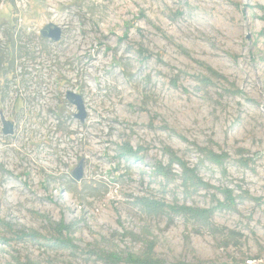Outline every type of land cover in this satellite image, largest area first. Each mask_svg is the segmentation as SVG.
<instances>
[{"label": "rangeland", "instance_id": "374dc122", "mask_svg": "<svg viewBox=\"0 0 264 264\" xmlns=\"http://www.w3.org/2000/svg\"><path fill=\"white\" fill-rule=\"evenodd\" d=\"M263 9L0 0V264H264Z\"/></svg>", "mask_w": 264, "mask_h": 264}, {"label": "water", "instance_id": "95a60500", "mask_svg": "<svg viewBox=\"0 0 264 264\" xmlns=\"http://www.w3.org/2000/svg\"><path fill=\"white\" fill-rule=\"evenodd\" d=\"M40 36L43 38L51 39L53 42H57L61 36V29L49 23L41 29ZM66 100L68 101V103L72 104L76 108L77 114L75 115V117L78 118L80 122H82L86 117V112L81 96L72 92H68L66 94ZM2 123H3V133L5 135L11 134L12 124L4 121L3 119H2ZM82 164H83V160L79 161V163L70 173L72 178L76 182H79L82 179V175H83Z\"/></svg>", "mask_w": 264, "mask_h": 264}, {"label": "trees", "instance_id": "16d2710c", "mask_svg": "<svg viewBox=\"0 0 264 264\" xmlns=\"http://www.w3.org/2000/svg\"><path fill=\"white\" fill-rule=\"evenodd\" d=\"M264 10V9H263ZM218 156L215 157L216 161H219V158H217ZM181 167L182 172H186V177L183 179V185L184 186H196V184L199 182V180H197L194 175L190 174V171L184 167V165L182 164H178ZM156 169V168H155ZM164 173V172H163ZM182 180V178H181ZM229 192H225L223 194L224 196V202L221 203L220 209H230L232 208L234 205V201H235V197L230 194H228ZM53 243H55V245H60L62 244V242L60 240H54ZM133 264H157V260H154L150 257L148 258H130V260ZM117 264V263H116Z\"/></svg>", "mask_w": 264, "mask_h": 264}, {"label": "built area", "instance_id": "2783aa9c", "mask_svg": "<svg viewBox=\"0 0 264 264\" xmlns=\"http://www.w3.org/2000/svg\"><path fill=\"white\" fill-rule=\"evenodd\" d=\"M247 264H254V262L252 260H249L246 262Z\"/></svg>", "mask_w": 264, "mask_h": 264}]
</instances>
